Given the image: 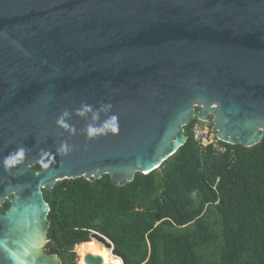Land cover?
<instances>
[{"label": "water", "instance_id": "obj_1", "mask_svg": "<svg viewBox=\"0 0 264 264\" xmlns=\"http://www.w3.org/2000/svg\"><path fill=\"white\" fill-rule=\"evenodd\" d=\"M209 116L217 141L264 138V0H0V264H61L43 191L125 186Z\"/></svg>", "mask_w": 264, "mask_h": 264}, {"label": "trees", "instance_id": "obj_2", "mask_svg": "<svg viewBox=\"0 0 264 264\" xmlns=\"http://www.w3.org/2000/svg\"><path fill=\"white\" fill-rule=\"evenodd\" d=\"M197 123L183 128L186 142L159 169L125 186L104 175L44 190L46 252L75 264L73 248L96 232L126 264H264V138L250 148L203 146Z\"/></svg>", "mask_w": 264, "mask_h": 264}, {"label": "bare ground", "instance_id": "obj_3", "mask_svg": "<svg viewBox=\"0 0 264 264\" xmlns=\"http://www.w3.org/2000/svg\"><path fill=\"white\" fill-rule=\"evenodd\" d=\"M39 242V240H35V245L33 246L36 247ZM98 242L99 241L95 239H91L87 243H82L76 246L75 250L78 255L77 264H86L85 257L88 254L101 257L103 264H121V261L114 257L109 249H107L102 243L103 246L100 245V242Z\"/></svg>", "mask_w": 264, "mask_h": 264}, {"label": "rangeland", "instance_id": "obj_4", "mask_svg": "<svg viewBox=\"0 0 264 264\" xmlns=\"http://www.w3.org/2000/svg\"><path fill=\"white\" fill-rule=\"evenodd\" d=\"M200 109H201L200 106H195L193 108V114H194L195 117L199 113ZM211 118L212 117L209 116V120L208 121H199L198 120V123L193 127L194 130L201 135L200 137H201V140L203 141V143L206 142L205 144H210V143L211 144H215L217 142L216 132L213 130V123H212V119ZM47 243L42 247V249H43V252H44L45 255H47L48 257L52 258V256H49V254L45 250V247H46ZM99 244L102 245L101 243H99ZM75 248H76V246L73 248V252L75 253V256H76L75 264H77L78 255H77V252H76Z\"/></svg>", "mask_w": 264, "mask_h": 264}, {"label": "built area", "instance_id": "obj_5", "mask_svg": "<svg viewBox=\"0 0 264 264\" xmlns=\"http://www.w3.org/2000/svg\"><path fill=\"white\" fill-rule=\"evenodd\" d=\"M193 132H194V135H195V139L197 141H200L203 146H207V145H210L211 144V143L210 144H205L206 142L203 143V141L201 140V137H200L201 135L198 132H196L194 130V128H193Z\"/></svg>", "mask_w": 264, "mask_h": 264}, {"label": "flooded vegetation", "instance_id": "obj_6", "mask_svg": "<svg viewBox=\"0 0 264 264\" xmlns=\"http://www.w3.org/2000/svg\"><path fill=\"white\" fill-rule=\"evenodd\" d=\"M4 213H5V212H4ZM4 213H3V214H4Z\"/></svg>", "mask_w": 264, "mask_h": 264}]
</instances>
